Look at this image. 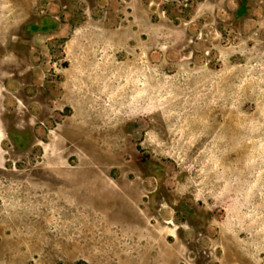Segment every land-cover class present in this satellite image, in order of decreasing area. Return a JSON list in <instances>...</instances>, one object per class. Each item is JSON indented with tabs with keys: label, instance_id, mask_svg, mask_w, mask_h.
Returning a JSON list of instances; mask_svg holds the SVG:
<instances>
[{
	"label": "rangeland",
	"instance_id": "obj_1",
	"mask_svg": "<svg viewBox=\"0 0 264 264\" xmlns=\"http://www.w3.org/2000/svg\"><path fill=\"white\" fill-rule=\"evenodd\" d=\"M0 264H264V0H0Z\"/></svg>",
	"mask_w": 264,
	"mask_h": 264
}]
</instances>
